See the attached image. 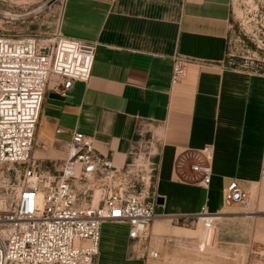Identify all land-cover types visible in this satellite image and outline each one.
Segmentation results:
<instances>
[{"label":"crops","instance_id":"1","mask_svg":"<svg viewBox=\"0 0 264 264\" xmlns=\"http://www.w3.org/2000/svg\"><path fill=\"white\" fill-rule=\"evenodd\" d=\"M235 0H62L57 26L70 39L96 45L92 78L76 83L71 99L45 98L38 138L48 148L37 159L65 160L73 131L123 168L142 133L157 148L152 186L156 218L149 241L128 238L127 226L105 224L97 264H199L173 246L195 238L172 217L203 208L216 214L223 242L264 235V74L226 65ZM188 61L186 76L171 83L174 59ZM57 131H61L60 134ZM61 150L55 151L57 136ZM38 143V142H37ZM39 145V144H38ZM212 148L208 188L191 183L179 154ZM36 159V160H37ZM237 181L256 196V210L224 205L222 189ZM209 231L204 229L206 239ZM149 251L158 252L150 258Z\"/></svg>","mask_w":264,"mask_h":264},{"label":"built area","instance_id":"2","mask_svg":"<svg viewBox=\"0 0 264 264\" xmlns=\"http://www.w3.org/2000/svg\"><path fill=\"white\" fill-rule=\"evenodd\" d=\"M95 51V44L66 38L58 26L47 36L0 32V167L20 170L0 210V264H97L105 224L127 226L128 238L145 247L149 241L156 198L145 178H134L138 160L117 168L78 131L70 135L59 168L33 157L45 98L50 92L68 100L76 83L87 84ZM187 65L184 58L174 59L173 85L185 78ZM211 155L210 146L185 151L176 166H188L194 174L190 182L208 188ZM222 201L256 210V196L235 180L222 189ZM215 215L203 208L171 219L184 226L202 222L210 231ZM148 256L157 259L158 252ZM245 261L264 264V244L248 246Z\"/></svg>","mask_w":264,"mask_h":264},{"label":"rangeland","instance_id":"3","mask_svg":"<svg viewBox=\"0 0 264 264\" xmlns=\"http://www.w3.org/2000/svg\"><path fill=\"white\" fill-rule=\"evenodd\" d=\"M48 1L0 0V32L14 36L52 34L61 16L62 0L52 4H47ZM233 8L226 65L241 71L264 74V0H235ZM38 127L39 123L37 131ZM65 138V136H57L55 151L61 150L58 141ZM47 150V146L41 143L36 132L33 157L37 159L36 154L47 152ZM131 152L133 155L129 156L127 162L138 160L133 168L134 178L135 176L145 178L144 182L152 189L157 165V148L153 138L147 133H142L133 144ZM37 161L53 169L59 168L63 162L59 159H37ZM153 168L155 170H152ZM17 171L20 170L15 167H0V210L3 209V200L9 194L10 188L18 182ZM137 187L140 188V185ZM249 226L261 232L258 230L259 225ZM249 226H242L238 230L239 239L230 244L223 242L219 234L220 221L215 222L206 239L202 238L204 228L202 222H199L192 228L197 231L195 238L182 240L172 249H182L189 257L196 258L199 264H246L248 246L264 244V235L253 236L252 240L245 239L247 237L244 232L249 229Z\"/></svg>","mask_w":264,"mask_h":264},{"label":"water","instance_id":"4","mask_svg":"<svg viewBox=\"0 0 264 264\" xmlns=\"http://www.w3.org/2000/svg\"><path fill=\"white\" fill-rule=\"evenodd\" d=\"M55 1H57V0H49V1L47 2V4H52V3H54ZM50 96H51V98H53V99L64 101V99H63L62 97H59L58 95L50 94ZM156 204H158V205H162V204H163V199H161V198H157V199H156Z\"/></svg>","mask_w":264,"mask_h":264},{"label":"bare ground","instance_id":"5","mask_svg":"<svg viewBox=\"0 0 264 264\" xmlns=\"http://www.w3.org/2000/svg\"><path fill=\"white\" fill-rule=\"evenodd\" d=\"M96 195H97V193H96ZM97 203V201H95V204Z\"/></svg>","mask_w":264,"mask_h":264}]
</instances>
